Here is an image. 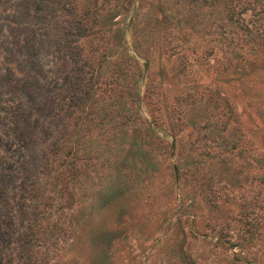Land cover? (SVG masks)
Here are the masks:
<instances>
[{"label":"rangeland","instance_id":"rangeland-1","mask_svg":"<svg viewBox=\"0 0 264 264\" xmlns=\"http://www.w3.org/2000/svg\"><path fill=\"white\" fill-rule=\"evenodd\" d=\"M261 178L264 0H0V264H264Z\"/></svg>","mask_w":264,"mask_h":264},{"label":"trees","instance_id":"trees-1","mask_svg":"<svg viewBox=\"0 0 264 264\" xmlns=\"http://www.w3.org/2000/svg\"><path fill=\"white\" fill-rule=\"evenodd\" d=\"M94 7H95L94 9H91V8H89L87 6L83 10H81L79 13L76 12L73 8L67 7V10H68V13H69V17H70V20H69L70 28L74 27V29L77 32L76 33V37L79 36L80 39H85L86 40V36L88 34H90V32L91 33H92V31L96 32V28H94V24L96 22V19L98 20L97 16H98V13H99L98 9H99L100 6L96 5ZM139 21H140V19H137L136 16H135L134 21H131V29H133L132 30L133 32H135V31L137 32V35L140 37L139 41L140 42H144L142 40V37L145 36L144 33L142 34V28H143L142 26H143V24L140 26ZM137 24H138V26H137ZM101 28L102 27L98 28V32L101 30ZM119 31H120V28L115 26V28L113 29V33H114L113 36H114L115 39L118 40V45H121V41L123 42L124 40L122 39L123 37H121V34H120ZM147 31L148 30L145 31L146 34H147ZM148 46H150V42L147 43V47ZM205 51L206 50H204V52ZM132 58H133V55H131V54L128 55V59H132ZM115 64L117 65L118 69L121 67L118 60H116ZM118 69H117V72H119ZM113 79L118 84L117 79L116 78H113ZM127 108L129 110V112H125V115L129 119L130 116H131V113H130L129 107H127ZM120 112H122V111H120ZM224 129H225V125L222 124L220 126V129H218V130L223 131ZM126 139L124 138V134L123 135H119V136H115V135L112 136V142L115 145V148H119V149L124 148L122 146L124 143H128L131 148H134L135 146H137L136 138H132V139H129V140H126ZM225 144H226V142H225ZM231 144H232V146H234L232 141H231ZM131 152L133 154L134 153L137 154L139 152V148H137L136 150H133ZM136 158H137L136 156L132 155V159L134 161H135ZM263 180L264 179L261 178V181H263ZM104 192H105V194L108 193L109 198L111 200L117 198L118 195L122 194L121 188H119L117 186H113V184L111 183V180L109 181V183H107L105 185Z\"/></svg>","mask_w":264,"mask_h":264}]
</instances>
